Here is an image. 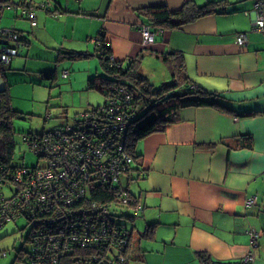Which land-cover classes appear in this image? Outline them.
<instances>
[{"label":"crops","instance_id":"obj_1","mask_svg":"<svg viewBox=\"0 0 264 264\" xmlns=\"http://www.w3.org/2000/svg\"><path fill=\"white\" fill-rule=\"evenodd\" d=\"M18 1L3 9L0 29L22 30L27 43L20 51L26 56L37 42L61 60L62 51L82 52L74 49L90 43L95 48L102 31L122 63L147 48L140 72L143 59L153 58L169 72L160 55L179 52L190 78L222 95L219 106L180 108L177 120L136 141L143 171L130 173L137 182L132 188L129 181L128 190L140 209L132 218L124 214L133 224L127 264L131 257L137 264H242L249 252L248 264H264V34L252 27L254 0H220L218 11L176 27L152 25L160 31L149 46L142 44L139 28L150 19L140 8L174 10L187 0H31L36 24L30 27L36 31L28 32L21 29L28 26L21 12L11 27L2 22L12 11L17 15ZM45 1L48 6L40 7ZM240 32L246 34L244 44L236 41ZM11 62L3 75L7 82ZM51 69L46 71L54 74ZM252 195L255 203L246 206ZM137 214L144 227L135 233ZM250 231L257 232L253 242Z\"/></svg>","mask_w":264,"mask_h":264},{"label":"built area","instance_id":"obj_2","mask_svg":"<svg viewBox=\"0 0 264 264\" xmlns=\"http://www.w3.org/2000/svg\"><path fill=\"white\" fill-rule=\"evenodd\" d=\"M26 12L34 24L33 11ZM251 13L253 29L264 34V0H254ZM139 29L144 46L153 44L160 31L147 22ZM0 33V62L7 63L23 43L14 32L0 29ZM246 39L244 32L236 37L238 44ZM67 73L64 70L62 75ZM130 99L128 85L113 82L106 89L104 102L80 112L74 123L22 135L37 161L16 170L11 195L2 192L0 177V226L19 217L27 221L31 262L113 264L117 258L123 260L132 229L125 216L110 207L140 209V203L130 204L127 193L119 188L121 175L132 164L124 141L128 126L125 108L132 105ZM100 185L115 190L116 195L106 201L93 199L90 192H98ZM255 201L252 195L244 203L250 206ZM250 235L255 241L257 232L250 231ZM252 259L249 252L242 264Z\"/></svg>","mask_w":264,"mask_h":264},{"label":"trees","instance_id":"obj_3","mask_svg":"<svg viewBox=\"0 0 264 264\" xmlns=\"http://www.w3.org/2000/svg\"><path fill=\"white\" fill-rule=\"evenodd\" d=\"M46 2L47 1L41 2L39 6L46 8L48 6ZM219 2L220 0H208L203 4H197L191 0H187L181 7L174 10L169 9L164 5L150 6L140 9H142L141 11H143V13L148 14L151 25L176 27L180 23L188 22L206 14L218 11L217 7L219 6ZM17 3L18 4L14 6L20 10L21 14L27 16L31 25H35L36 19L34 18L35 23L32 24L30 17L26 12L31 10L34 13V6L31 3V0H19ZM12 6L13 0H0V15L3 9ZM1 30L3 29L1 28ZM6 30L17 34V40L23 43V46L20 48V50H22L27 43L26 36L21 32L22 30H17L15 28H6ZM95 38V54L99 57L101 68L105 74L103 76L99 75L90 78L89 86L97 88L104 95V100L106 89L109 84L113 82L127 84L131 93L130 102L132 105H130L129 108H125L128 126L126 133L124 134V141L126 150L132 157V164L130 168L121 175L126 178V184H128L129 181L133 179L130 175L132 170L137 171V173L143 171L142 163L139 160L141 154L135 149V143L138 139L155 131H161L168 123L177 120L179 117V110L182 107L219 106L222 95L207 90L190 78L185 70L182 54L179 52L173 51L170 54L163 53L160 55V58L168 64L171 77L168 81H164L159 85H154L149 78L139 70V61L147 48L138 52L135 58L128 59L127 64L123 65L121 61L112 57L109 44L102 31L98 32ZM20 50L15 55L20 54ZM60 53L63 56L66 54L71 58L83 54L82 52L72 51H62ZM11 59L12 57H10V60ZM9 62H0V75L2 77L5 72V67ZM40 73L51 79L54 77L52 71H43ZM96 78L100 81L97 85L95 83ZM4 82L5 89L0 91V177L2 178L3 184H7L9 182L12 183L11 179L13 178V174L21 167L13 165L11 163V158L14 154L16 144L12 120L16 117H22V112L14 109L11 105L10 95L8 93V86L10 83L7 82V79H5ZM256 113H258V111L251 112L250 114ZM119 188L127 193L130 198V204L138 202L131 196L128 187H123L121 185V180ZM115 192V190L107 188L106 185H100L98 187V192L94 194V191L92 190L90 194L93 196V199L106 201L109 198L114 197L116 195ZM127 207L133 209L130 205H127ZM124 214L127 216L126 213ZM124 214L120 213V216H123ZM132 217L133 214L130 215L129 218ZM153 226L154 224H150L147 227L145 230L146 235L151 233ZM131 242L132 238L129 239L127 246L123 251V260L120 261L119 258H117L113 264L128 263ZM85 251L87 254L88 251ZM19 252H21V250L18 251V254L16 255L17 257H19ZM28 253H30V251L26 254ZM198 255L202 261H207L208 257H206L203 252ZM202 264H206V262L204 261Z\"/></svg>","mask_w":264,"mask_h":264},{"label":"rangeland","instance_id":"obj_4","mask_svg":"<svg viewBox=\"0 0 264 264\" xmlns=\"http://www.w3.org/2000/svg\"><path fill=\"white\" fill-rule=\"evenodd\" d=\"M20 10L17 15L12 11L11 15L2 19V22L8 21L11 27L14 20L20 18ZM25 32L31 31L35 26L30 27V21L22 18ZM20 20H18L19 22ZM38 26V25H37ZM77 30V29H76ZM36 31V30H35ZM69 45H78L76 41L69 42ZM70 47V46H68ZM78 47V46H76ZM74 49V48H72ZM75 48L76 51H82V55L68 57L66 54L61 60L53 59V53L45 50L39 43L34 42L30 47V53L26 56L25 51L19 55L12 56L10 67L8 93L10 102L14 109L22 112V117H16L12 120V126L15 139V150L11 158V163L16 166H31L37 161V156L30 149L29 144L22 141V135L28 132L40 133L54 127L63 126L64 124L74 123L80 112L93 106L103 103L104 95L95 87L89 86V79L92 76L104 75L100 65L99 57L94 53L93 43L89 48ZM150 59V58H149ZM125 60L123 65H126ZM144 74L154 85H159L164 81H168L171 74L167 71L165 65L158 59H152L148 62L143 59ZM50 67V68H49ZM54 70V77L48 78L40 73V70ZM51 69V70H52ZM64 70H67L66 76H62ZM95 83L100 81L96 78ZM121 185L128 187L126 178L120 177ZM132 181V182H131ZM130 185L134 188L136 180L131 179ZM13 184H2V192L4 195H11ZM111 210L118 213H132L133 209L129 207H121L112 204ZM123 219L131 228L132 221L126 217ZM23 217H19L17 221H8L0 226V264H36L31 262L28 254L32 245L26 240L28 233V224ZM131 225V226H130ZM143 226V221L139 214L135 216L134 232ZM133 230V228H131ZM144 244V242H143ZM151 246V243H148ZM147 245V246H148ZM22 252L20 257L16 258L18 251ZM5 251L4 256L1 252ZM136 259L130 258L129 264H137Z\"/></svg>","mask_w":264,"mask_h":264},{"label":"water","instance_id":"obj_5","mask_svg":"<svg viewBox=\"0 0 264 264\" xmlns=\"http://www.w3.org/2000/svg\"><path fill=\"white\" fill-rule=\"evenodd\" d=\"M5 89V82L3 77L0 75V91H3Z\"/></svg>","mask_w":264,"mask_h":264}]
</instances>
